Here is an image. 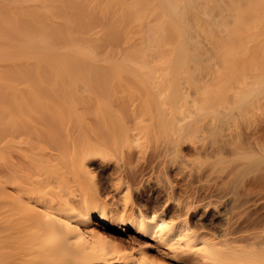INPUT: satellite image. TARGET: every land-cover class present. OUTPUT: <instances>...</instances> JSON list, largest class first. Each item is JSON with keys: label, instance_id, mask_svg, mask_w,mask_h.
I'll return each instance as SVG.
<instances>
[{"label": "bare ground", "instance_id": "1", "mask_svg": "<svg viewBox=\"0 0 264 264\" xmlns=\"http://www.w3.org/2000/svg\"><path fill=\"white\" fill-rule=\"evenodd\" d=\"M261 37L264 0H0V264H115L125 251L147 264H213L222 252L236 262L264 250L263 234L251 232L264 212L239 219L244 245L234 246L231 228L209 227L221 217L209 212V201L200 203L222 191L208 186L202 196L197 187L190 189L207 169L185 165V176L195 178L176 200L169 176L179 160L168 158H181L179 147L197 131V122L216 134L238 119L237 141L219 139L209 147L202 135V142L192 143L204 144L194 147V155L219 157V163L223 155H234L244 169L264 163V119L242 132L241 123L252 117L239 109L264 90V76H256L259 60L254 61L264 54ZM203 46L220 52L221 62V70L210 73L215 89L200 83L203 94L231 93L235 106L199 107L192 119L193 112L165 113L166 100L180 98L183 65L209 60ZM247 67L255 80L239 94V84H249ZM114 85H125L129 97L143 103L138 111L134 106L130 114ZM87 115L97 118L96 128L87 124ZM159 134L167 138L149 149L141 145ZM182 156L180 166L189 160ZM98 160L114 161L103 167L104 181L95 180L92 165ZM260 168L250 185L264 188ZM144 172L162 173L165 184L130 200L129 188L139 191L147 183ZM196 203L208 210L206 216L195 214L201 207ZM93 219L110 231L130 230L134 240L123 245L92 227ZM202 239L214 242L204 245Z\"/></svg>", "mask_w": 264, "mask_h": 264}, {"label": "rangeland", "instance_id": "2", "mask_svg": "<svg viewBox=\"0 0 264 264\" xmlns=\"http://www.w3.org/2000/svg\"><path fill=\"white\" fill-rule=\"evenodd\" d=\"M259 44L264 46V37L260 38ZM201 52H203L204 57L205 56L207 57V55H208L209 60H207L206 63L203 62L200 64L183 65V67L181 69V73L179 75H180V77H184V79L180 80V83L178 84L180 98L177 99L176 101H174V100L172 101V100L167 99L166 102L168 103V107L170 109H168V111H165V113L168 112L170 114V111H172L171 109H173V110L177 109L178 112H181L184 114H186L187 112H193V113H188V115H191L190 119H192V118H195L194 115L196 114L197 109L199 107L201 109H205V110H222L223 109V111H224V106L226 107V109L235 106L236 98L233 97V95L231 93H228V95L225 98H216L215 96L203 94V89L205 90V88L207 86L209 88L215 89V86H213L214 80H211L210 77H212L213 72H214V74H216V72L218 70H221V62L219 59L220 58V52L215 51L214 48H212V47L207 48L206 46H203V48L201 49ZM254 52H253V54H256ZM257 54H259V53L257 52ZM257 60H259L258 63L260 64V66L258 65L259 69L256 71L258 73L257 74L255 73V74L257 77L258 76H264V54H259L258 56H256V60L254 59V61H257ZM208 64L210 65V67L207 66ZM251 64H253V63H251ZM247 68H245L244 74H247L246 75L247 76L246 81H248L249 84H239V94L244 89L249 88L251 86V82H254L253 80H255V74H253V76H251V73H249V72H251V70L249 68L248 69ZM203 82L205 83V84H203L204 86H206L205 88H203L200 85V83L202 84ZM80 86H82V85H80ZM131 87H133V86L131 85ZM158 88H160V87H158ZM113 89L116 93L118 92L117 96H116L117 99L119 98L120 100H122L123 96H124V99H125L124 102L127 104V107H128L130 114H131V109L134 106H136V109L138 111L139 108L137 105H139L140 103L136 104L137 100L133 99L134 100L133 101L132 98H130L131 96H130L129 92L125 91V89H126L125 85H116V86L114 85ZM122 90L124 92H119ZM140 92L144 93L143 90ZM142 100H140V101H142ZM140 105H143V103L141 102ZM140 107L143 108L144 106L143 107L140 106ZM239 109L241 112L247 113V116L252 117L251 121H249V122L243 121V123H241V131L245 132L248 130H252L255 126H257V124H259L258 119H260V118L264 119V90L255 92L251 97H249L247 99L246 103H244V104L239 103ZM142 110L143 109H141V111ZM153 112L155 113L156 111L154 110ZM130 114L128 116V117H130V119L129 118L127 119V121L128 120H130V121L127 124L133 125L131 122L134 121V118L131 121L132 115H130ZM146 117H148V115ZM85 119H86L87 124H89L92 128L97 127L98 124H97V118L96 117L91 116V115H87ZM141 119L139 121H141ZM139 121L137 122L138 124H139ZM144 121H147V120L145 119ZM141 122H140L139 126H141V125L143 126L144 123L142 122L143 123L142 124ZM135 123L136 122H134V124ZM145 124L147 125V123H145ZM196 124L198 125L197 131L195 133L191 134L190 136H188L189 139L185 140V142H182L181 146L179 147V148H182L180 153L182 155H185L184 156L185 160H187V159L190 160V161L187 160L189 163L185 161L187 164H182L180 166L181 161L182 160L184 161V159L182 158L183 156L180 153H179V155L181 156L180 159L178 157L172 158L171 157L172 155L170 157H168V158H171L173 160L175 158L177 159V161L179 160L177 163L175 162L176 159L173 161L176 164L172 163V160H171V164H174L173 166L175 167V168L173 167L174 170L172 169L173 170L172 175L169 176L170 180L172 179V182H174L173 184H174V188L176 190L175 193H173V195L175 194L174 198H176V200L182 199L183 195L181 196V198H179V196H180V194H182V192H181L182 190L185 191L184 185L186 184V182L188 183V181H192L195 178L194 177L192 180H190V178H188L189 177L188 172H190V171H189V167H186V166H188L190 164V168L194 171H198V170L202 171V169L203 170L207 169V172H206L207 177H208L207 180L202 179L204 177L206 178V174L204 177L201 178V180L200 179L197 180L200 182L196 181V179H197V177H196L194 179L195 182H193L191 184L192 187H190V189L191 188L195 189L197 187L196 189H199L198 191L200 193H202V196H203L204 191L207 188H209V187L214 188V187L218 186V190L222 191L219 196L217 195L214 198H210L209 200L208 199L204 200L200 203L205 204V203H207L206 201H209L210 205L207 206V208L209 209V212L217 213L218 218L221 217L220 223L214 221V223L212 225H209V227L215 229L218 232L220 229L225 228L226 226L230 227L231 231H233V233H234L232 238L236 239V241L234 242V246L239 248V246L244 245V243L239 242V219L244 218L251 211H254V210H257L254 213V215H257V214L264 212V188L262 186H257V184L250 185L252 183V181L257 176H260V174L263 172V170H261L260 167L264 168V163H260V165L258 166V169L255 168L254 165L250 166V167H253L252 169L250 167L249 168L245 167L246 169H244V167L243 168L239 167V159L234 155H230V154L223 155L221 157L225 161L223 163L217 162L219 157H217V158L216 157H213V158L212 157H210V158H207V157L204 158L203 157V158H201V157L195 156L194 155L195 153H193L192 150H194V147L195 146L197 147V145L199 143L195 142V144L193 146H192V143H194L193 142L194 139H199L198 142H200L201 139L203 138L202 135H205L206 138L204 140V143H206L209 147H210V145H214L216 143H219V141L221 139L227 140L226 142H229V143H234L235 141H237L236 139H238V136H239V120L238 119L235 122L230 123L229 127L223 128L222 131L220 130L216 134L215 133L209 134V133H206L205 131H202L200 129V125L204 124V121L197 122ZM141 127H140V129L142 130ZM132 128L134 129L135 127H132ZM136 129H138V128H136ZM139 130H136V131L138 132ZM148 131H150V130H148ZM147 133H149V132H147ZM160 135L161 134H159L158 137ZM149 136H148L149 141H147V142H146L147 139L144 140V137H142L144 140V142H143L144 144L141 143V145L144 147H147L149 145L147 147L148 149H149L150 145L152 143H154V141L157 142V140H158V142L159 141L161 142V140L167 138L166 136L165 137L161 136L159 138L156 137L157 139H154L153 137H155V136H151V139H149ZM142 138H140V140H142ZM145 138H147L146 135H145ZM140 142H142V141H140ZM138 143L139 142H137V144ZM199 145L203 146L204 144L201 143ZM208 146H205V147H208ZM199 147H201V146H198V148ZM166 158H165V160H166ZM168 158H167V160H169ZM219 160H221V159H219ZM106 162L101 161V160L93 162L92 168L95 169L94 170V173L96 175L95 180L98 179L100 181L101 180L104 181L103 180L104 178L103 179H101V178L106 176L105 174H106L108 169H105V168L106 167L109 168L110 166L114 165V163H113L114 161H112V160H111V162H108V163H106ZM214 162H216V166L214 167V165H213L214 168L211 169L210 166H212V163L215 164ZM168 163L170 164V162H168ZM183 165L184 166L186 165L185 166L187 168V169L185 168L186 170L183 169L184 168ZM103 167H105V168L103 169ZM135 169H137V168H135ZM181 169H183L184 172L180 171ZM192 170H191V172H192ZM259 170H260V172H259ZM176 171L179 172V175L177 174ZM146 173H147V175H146ZM157 173L153 175L152 173L144 172L143 173V179H145L147 176L150 177L151 174L153 176L150 178L147 177V179H146L147 183L143 182V185H144V183H146L144 185V188H142L143 186L142 187L138 186L143 191L145 190L144 192L142 190H139L140 191L139 192L138 191L139 188L135 189L139 193H141V191H142L141 194H139L136 191H131L132 188H129L128 191L131 192V195H130L131 199L130 200H135V197L145 196V195L150 193V192H148L150 190L160 189V184H162V185L165 184V182H163V179H165V178H164V175H162V173L159 172L161 175L159 173L158 174ZM185 173H188V174H185ZM148 174H150V175H148ZM193 174H196V173H193ZM99 175H101L102 177ZM144 175H145V177H144ZM185 175H187L188 177ZM158 177L161 179L160 181H159ZM182 177L184 179H182ZM101 183L103 184L104 182H101ZM101 183H99L100 185L98 184L99 187L102 185ZM193 184H194V186H193ZM175 185H177V186H175ZM249 185H250V187H249ZM205 187H206V189H205ZM133 188H135V187H133ZM248 188L253 189V191L249 190ZM108 190H111V189L109 188ZM132 190H134V189H132ZM130 192H129V194H130ZM135 192L138 194V196ZM199 192H198V194L201 195ZM250 192H252V193H250ZM240 200L241 201L245 200V201H243V202H245V204H243L241 207H239V201ZM172 202H174V201H172ZM200 203H196V204H198L197 206H201ZM170 204L173 205V203H171V202H170ZM204 210H205V208H203L202 206L198 207L195 210V214L198 216H201V217H203L204 215L206 216L208 210H206V211H204ZM219 214H220V216H219ZM91 226L94 227L95 229L99 230L100 232L105 231L107 233L113 234L114 236H117V238H118L117 240L120 243H123V245L128 244L129 240H134V234H132V232H130V230H127L126 232L110 231L108 229H104L102 223H100V221L97 219H93V223L91 224ZM255 227L256 228L253 229L251 232L263 234V236H264V220H261V222L258 225H256ZM205 240L202 239V242L204 243V245H208V244H211L214 242V241L211 242V239H208L210 241H208L207 239H205ZM259 251H258V253L251 255L247 261L236 260V262L232 261L231 258L228 255H226L225 252L224 253L222 252V253H219L218 255L215 256L213 264H264V250H259ZM121 255L125 256L126 258L124 257L123 259H121V261H119L115 264H147L146 261L142 260L139 257V254L136 252L131 253V252L125 251V253H123Z\"/></svg>", "mask_w": 264, "mask_h": 264}]
</instances>
